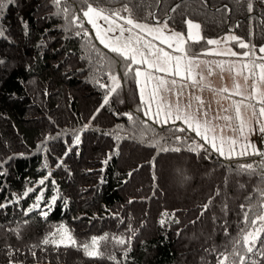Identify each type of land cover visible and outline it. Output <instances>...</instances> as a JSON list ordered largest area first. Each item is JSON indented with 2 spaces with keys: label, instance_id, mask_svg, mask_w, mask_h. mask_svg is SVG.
Instances as JSON below:
<instances>
[{
  "label": "trees",
  "instance_id": "obj_1",
  "mask_svg": "<svg viewBox=\"0 0 264 264\" xmlns=\"http://www.w3.org/2000/svg\"><path fill=\"white\" fill-rule=\"evenodd\" d=\"M248 2L133 0L128 6L137 21L153 22L149 13H154L158 20L180 31L186 30L185 19L198 20L205 40L193 45L197 53L208 47L207 38L231 29L259 51L264 44V0H252L251 13L247 11ZM79 4L80 0H69L60 8L77 9ZM112 5L122 7L118 0H112ZM60 8L52 0H4L0 8V30L4 33L0 37V204L21 197L0 209V264H10V260L11 264H217V254L207 249L215 247L217 253L232 251L229 240L236 238L244 226L240 206L247 208L248 198L251 204H260V191H264L259 175L238 174L237 163H252L260 158L228 160L218 153L205 158L203 150L198 155L186 148L178 153H158L148 142L166 136V127L162 129L157 124L149 129L139 121L134 124L126 116L113 115L132 112L144 119L142 111H137L143 106L131 80L125 83L121 78L119 94L92 120L105 94L94 81L110 83L106 75L110 71L108 59L115 58V54L95 39L87 24L89 36L75 35L79 29L70 25L71 16ZM14 48L17 53L10 54ZM117 73L122 77L119 67ZM90 122L85 130L84 125ZM177 125L183 126L180 122ZM142 129L145 142L139 139ZM77 135L80 143L65 157ZM42 143L43 147H38ZM116 149L118 154L105 164ZM153 157L155 181L150 163ZM167 158L185 159L191 170H210L207 179L195 181L197 190L189 198L192 203L176 202L173 194L165 200L156 199L161 188L160 163ZM49 172L51 179L44 185L40 207L25 216V210L36 202L43 187L30 181L38 182ZM28 187L36 191L23 197ZM53 195L56 202L47 218L42 217L41 210H46L43 204ZM209 200L211 206L201 215ZM165 211L175 213L172 220L179 223L161 225V219L168 221L162 216ZM59 225L71 232L77 246L42 243ZM129 225L136 230L131 244H101L99 250L105 253L104 258L88 257L79 247L90 243L92 236L106 233L127 240L131 235ZM214 225L217 232L211 240L202 242L204 249H200V243L189 250L186 260L180 261L179 246L184 234L199 226L208 231ZM261 235L264 237V233ZM238 250L264 264V257L247 254L239 246ZM234 262L239 264L238 257L230 256L227 264Z\"/></svg>",
  "mask_w": 264,
  "mask_h": 264
},
{
  "label": "snow or ice",
  "instance_id": "obj_2",
  "mask_svg": "<svg viewBox=\"0 0 264 264\" xmlns=\"http://www.w3.org/2000/svg\"><path fill=\"white\" fill-rule=\"evenodd\" d=\"M52 2L58 8L62 4H69V0H52ZM118 2L122 7H114L112 0H80L77 9H72L71 7L60 8V11L71 16L70 25L75 24L79 29L75 32V35L80 36L83 34L84 36H89L90 33L85 24L91 25L95 31V39L104 48L108 49L109 52L115 54V58L108 59L110 71L106 75L110 83H103L100 80L94 81L98 87L105 90V94L102 98V103L93 113L92 120H95L105 106L110 104V99L114 95L119 94L122 88L121 78L125 83L129 80L134 81L140 96V104L143 106L142 108H138L137 111H142L144 119L135 116L132 112L123 114L113 113V115L126 116L134 124L139 121L142 126L149 129L157 124L161 125L162 129L166 127L167 135L148 142L149 147L156 148L158 153H178L186 148L188 151L199 155L203 150L206 154L205 158H208L212 153H218L219 156L228 160H239V158L243 157H259L258 161L252 163L238 162L236 171L238 174L259 175L261 183L264 184V149L255 147L248 139V136L245 135V131L251 135L252 132L257 130L251 126L252 120H255L256 125H258L259 133L264 135V122H262L264 121V91L261 90V86L264 85V55H256V45L246 42L235 34H227L218 39L207 38L206 45L219 46L221 43L233 41L239 49L244 51L237 52L231 48L205 47L197 53L193 50V45L205 40V37L200 35L201 25L199 23L191 19H185L183 21L187 29L185 35L183 31H175L170 28L167 21H159L154 13H149V15L156 20L155 24L137 22L133 18V10L128 6L133 0H118ZM102 4L107 6L101 7L100 5ZM3 5L4 0H0V8ZM172 11H175V9ZM247 11L250 13L253 11L252 0L248 2ZM80 12H82V15L73 14ZM122 13H127L128 15H123ZM99 21H104L105 24H100ZM120 21H123V23H120ZM141 33L151 36L152 39H146ZM3 36L4 33L0 30V37ZM153 41H159V43L157 44ZM161 45H165L170 51ZM93 50H95V46H93ZM259 53L264 54V45L259 46ZM213 55L237 57L238 59L215 61L202 59V57ZM212 65H215L221 72L227 71L234 78L235 76H242L246 85L249 79L252 81L251 85H248L250 87L248 95H244L241 86L235 84L232 95L243 98L239 101H233L229 108L222 109L223 112L234 111L238 127L232 130L238 132L239 137H225L216 133V126L211 120L207 119L209 113L204 109V102L199 96L190 93L189 102L182 106V98L189 88L207 86L204 84L206 78L202 74V68L207 70L208 76H211L213 75ZM117 67L122 72V77L117 73ZM220 91L228 92L229 90L221 89ZM146 93L147 98L145 97ZM166 94L176 96L177 102L175 104L170 103L166 99ZM192 100L197 102L195 110H193ZM245 101H248V103H245ZM153 105H155V109H153ZM242 109H251V117L248 121H245L243 118ZM221 118L229 122V127L231 126L230 122L233 116L214 117L216 120ZM149 121L152 122L151 125H149ZM177 122H180L183 126H178ZM90 126L91 122L85 124L84 129L86 130ZM188 133H194L195 136L187 135ZM144 134L145 132L142 129L139 136L141 142H145ZM197 137L199 140L196 139ZM170 140L171 143H169ZM79 143L80 137L77 135L73 144L69 146L68 151L64 153L65 157L69 155L72 147ZM38 147H43V143L38 145ZM115 154H118V149L113 150L104 163L107 164L108 160ZM20 155L22 156L23 154ZM9 159H12V157H9ZM155 160L156 157H153V160L150 162L153 168L154 181L157 180ZM62 164L63 161L57 166L60 167ZM51 175V172H49L48 175L38 182L30 181V183L44 186L46 181L51 179ZM51 183L55 185L56 182L51 180ZM35 191V187H28L23 193V197H28L29 194ZM20 198V196H17L16 201ZM43 199L44 195L41 189L40 194L36 195V202L25 210V216L35 208H39L40 201ZM260 199V204L253 205L250 202L251 198H248V207L246 208L244 204L240 206L243 213L244 226L240 229L236 238L229 240V245L232 248L230 253L227 251L217 253L215 247L207 249L209 253L217 254V264H227L230 256L238 257L239 264H245V261L248 264H260L256 259L252 258V255L241 254L238 250L239 246L247 254L264 257V237L261 235L264 233V191H260ZM16 201L8 200L6 204H0V209L6 208L7 204ZM55 202V196L51 198V202L46 201L44 205L46 210H41L40 215L47 218L51 211V206ZM129 203H132V201L130 200ZM211 204L212 201L209 200L207 204L203 205L201 215L207 211ZM224 211L227 214V205H225ZM162 216L168 218V221L161 219V225L166 222L179 223L178 220H172L175 213L170 215L165 211L162 213ZM25 223L27 222L25 221ZM128 231L131 235H129L127 240L119 236H110L106 233L99 237L92 236L90 243L80 244L79 247L84 250L85 255L88 257L104 258L105 253L99 250L100 245H106L109 242H114L116 245H130L132 238L136 235V230L132 229L131 225H129ZM224 231L225 235L228 236L227 226H225ZM57 236L59 237L58 239L56 238ZM258 241L259 246L257 244ZM42 243L45 245L52 243L57 247L61 245L65 247L77 246L78 244L71 235V232L64 225H59L55 231L50 232L49 236L45 237ZM9 255L11 256L12 253ZM33 256H35V252H33ZM106 258L116 260L115 256H108Z\"/></svg>",
  "mask_w": 264,
  "mask_h": 264
},
{
  "label": "rangeland",
  "instance_id": "obj_3",
  "mask_svg": "<svg viewBox=\"0 0 264 264\" xmlns=\"http://www.w3.org/2000/svg\"><path fill=\"white\" fill-rule=\"evenodd\" d=\"M40 13H41L40 10L37 11V14H40ZM193 21L196 23H199L198 20L194 19ZM137 22L145 23V24H155L153 22H142V21H137ZM99 23L105 24L104 21H99ZM120 23H123V21H120ZM88 27L90 31H92L93 34L95 35V31L92 29L91 25H88ZM169 27L172 28L171 26ZM174 30L180 31L177 29H174ZM134 31H139V30H134ZM183 32H185V35H186L187 29ZM227 34H235V32L226 31L224 34L218 37H214L213 39L222 38ZM141 35H144L146 39H149V40L152 39L151 36H148L145 33H141ZM200 35H201V30H200ZM153 42L157 44L159 43V41H153ZM161 46L165 47L166 50L170 51L169 49H167L165 45H161ZM217 47L220 49L231 48L233 51H237V52L241 51L238 48H236V46L233 44V41H227V43H221L219 46H209L208 48H217ZM9 53L16 54L17 53L16 48L9 51ZM259 55H264V54H259ZM69 56L73 57V54ZM202 59L215 61V60H237L238 58L213 55V56L202 57ZM211 67L213 69V75L211 76H208L207 70L202 68V74L206 78L204 81V84L207 86H197L195 88H189L185 92V96L182 98V101H181L182 106L183 104H187L189 102L190 93L195 96H199L200 99L204 102V109L208 111L209 113L207 119L211 120L212 123L216 126V133L218 135H223L225 137H239V133L234 132L232 130L233 128L238 127V121H236L235 119L234 111L230 110L229 112H223L222 109L229 108V106L231 105L233 101H239L243 98L241 96L232 95L235 84H240L241 87H243L241 88V90L243 91L244 95H248V93L250 92V87H248V85H251V82H249V84L247 83L246 85L244 82L239 81L238 76H235L234 78L232 74L229 73L230 75H228L227 71L221 72L220 69L215 67V65H212ZM228 76H230V82H229L230 84L227 82ZM221 89H228L229 91L221 92L220 91ZM263 91H264V87H263ZM145 97L147 98V93L145 94ZM229 97H231V99H229ZM166 99L170 103H173V104L177 102V97L174 95L166 94ZM191 103L193 104V110H195V106L197 102L195 100H192ZM245 103H248V101H245ZM153 109H155V105H153ZM225 115L233 116V119L230 122L231 124L230 127L228 126L229 122L225 121L224 119L222 118L219 120L214 119V117L216 116L223 117ZM242 115L245 121H248L249 118L251 117V109H242ZM251 126L257 130L252 132L251 135H249L248 132L245 131V135L248 136V139L251 141V143L255 147L264 149V135L259 133L258 125H256L255 120L251 121ZM185 165L190 170L186 169L187 167ZM189 166H190V163H188L185 159L176 160L174 158H167L161 161L160 163L161 188H160L158 197H156L157 200H165L167 197L170 198V195L173 194L176 202L185 203L187 205L189 203H192L191 202L192 200L190 201L189 198H190V195L193 192H195V190H197V186L196 184H194L195 181L196 182L204 181V179H207V177L210 176L211 172L206 167H201L199 168V170L193 167L191 170V167ZM138 187L140 190L141 186L139 185ZM41 189L44 190V186ZM53 196L49 198L48 202H51V198ZM44 205L45 203L43 204V206ZM200 227L201 226L191 228L182 237L181 244L179 246L180 261L186 260V258L188 257L187 255L189 253V250L196 248L202 242L211 240L214 234H216L217 232V228L215 225L209 228L208 231H204ZM200 246H201L200 249H204L203 243Z\"/></svg>",
  "mask_w": 264,
  "mask_h": 264
},
{
  "label": "crops",
  "instance_id": "obj_4",
  "mask_svg": "<svg viewBox=\"0 0 264 264\" xmlns=\"http://www.w3.org/2000/svg\"><path fill=\"white\" fill-rule=\"evenodd\" d=\"M142 22H145V21H142ZM161 22H163V21H161ZM153 23H156V21H154ZM201 30V29H200ZM228 31H230V30H228ZM231 32H235L234 30H231ZM202 35V34H201ZM214 38V37H213ZM233 44L236 46V44H235V42H233ZM209 47V46H208ZM207 47V48H208ZM236 48H238L237 46H236ZM239 49V48H238ZM239 50H241L240 52H242V51H244V50H242V49H239ZM258 54V56H259V54H261V53H259V51H256V55ZM228 75H230L229 73H228ZM239 77V81H241V82H244L245 83V81L242 79V77L241 76H238ZM227 82L229 83L230 82V76H228V80H227ZM249 82H251L252 83V81H251V79H249L248 80V84H249ZM230 84V83H229ZM240 85V84H239ZM241 86V85H240ZM263 87H264V85H262L261 86V90L263 91ZM241 88H243V87H241Z\"/></svg>",
  "mask_w": 264,
  "mask_h": 264
}]
</instances>
